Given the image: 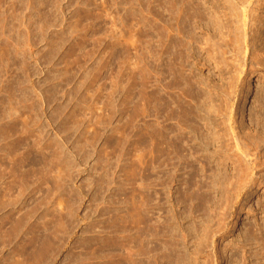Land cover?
Here are the masks:
<instances>
[{
	"label": "rangeland",
	"instance_id": "1",
	"mask_svg": "<svg viewBox=\"0 0 264 264\" xmlns=\"http://www.w3.org/2000/svg\"><path fill=\"white\" fill-rule=\"evenodd\" d=\"M163 1L0 0V264H164L162 251L171 240L178 242L171 248L178 247V255L190 253L179 259L188 262L172 264H264V27L256 39L259 60H251L252 47L245 60L243 53L237 58L245 63L244 74L226 73L225 64L219 72L213 65L218 60L211 73L203 72L229 87V111L236 113L224 125V142L233 150L215 157L193 144L189 168L163 166L166 175L157 168L151 180L149 126L171 116L167 109L151 119L149 106L150 13L159 31L156 48L168 37ZM170 39L179 38L171 33ZM226 57L229 62L235 53ZM159 74L153 75L155 89L173 94L161 90V84L171 87L172 78ZM167 123L177 128L175 121ZM231 125L241 144L248 143L240 151L231 142ZM257 139L262 144L255 147ZM202 164H208L205 170ZM188 183L196 190L189 191ZM151 199L156 226H167L173 239L148 236ZM254 236L261 241H246Z\"/></svg>",
	"mask_w": 264,
	"mask_h": 264
},
{
	"label": "bare ground",
	"instance_id": "2",
	"mask_svg": "<svg viewBox=\"0 0 264 264\" xmlns=\"http://www.w3.org/2000/svg\"><path fill=\"white\" fill-rule=\"evenodd\" d=\"M254 2H255L254 0H206L203 3L202 0H164L163 1L164 12L168 14V20H166L164 22L165 23L164 29H165L168 37H165V38H167L166 40H164V38L162 37V39H160L161 44L156 48L154 47L155 45H153V42H154L155 38L158 36L159 31H157L156 28L153 27L154 25H152V24H154L153 20L155 18V15L153 13H150V16H151L150 18L152 19L150 22V27H151L150 29L151 30H150V35H149L151 43L149 45L150 49H148L149 50L148 51L149 52V58H150L149 59L150 60V69H149V71H150V83H149L150 84V91H149L150 92V96H149L150 117H151V119H153V117H155L157 112L164 113L167 109L171 110V116H168L167 119H165L163 122H161L160 124L156 122L155 123L156 125H155L153 123L154 122L153 121L152 124H150V126H149V131H148L149 133H148V138L146 141H147V144L149 146V147L147 146L149 148L148 149V151H149L148 157L149 158H147L149 160V162L148 161L147 162L149 164L148 169L150 171L149 177L151 178V180L153 179V171L157 168L160 169V172L162 173V175H166V174H164V172L167 171V170H165V168H167L168 166H171V168L176 167L177 170H178V168H183L182 170H184L185 168H189V166H191V165H190V161H189L188 156H189V154H191L190 151L194 150L195 144H197V146L199 145L204 150V152L205 151H207V152L211 151V153H214L213 155L215 157H216V155H219L221 152H223L224 149L229 150L228 148H230V147H228V145H226V143H228V141L225 138L226 133L224 132V130H226V129L224 128V125L226 124V122H229V121H230L229 123H233L234 119H235L234 118L235 113H236V112L234 113L233 111H229L230 107H233V106H231V103H230V101H231L230 100V96H231L230 94L231 93H229V87L227 85H225V83H224V85L227 86V88H225V89L223 87H221L222 83L220 85H218L219 84L218 82H217L218 84H215L214 80H212L213 77H211V76L206 77L205 75H203V72L205 69H208L209 72L211 73V71H212L211 70L212 60L213 61L218 60V62L213 63V65L215 64V67L217 68V70H219V72H222V69L224 68L223 66L226 65L225 68L227 70L229 69L228 72L226 70V73L229 74L230 71L232 73L234 70L236 72L244 74V72H245V65L244 64L245 63L240 64V62H238L239 59L237 60V58H239L243 53L244 58H242V60H245L248 52H250L251 47L254 50H253V52L252 51L250 52L249 56L253 55V57H252V59H251V57H249V58L252 61H254V59L257 61L259 60V59H257V57L259 55L255 53L257 51V49H256V45H257L256 41L257 40L256 39H257V35H259L260 28L264 27V21H263L264 17H261L262 15L259 16L258 12H260V11L264 12V10H263L264 3H262V2H264V0L261 1L262 4H260L259 1L258 2L256 1L257 3H254ZM254 4H256V6H254ZM257 4H260V5H257ZM247 23L249 25L251 24V28H250V26L248 27ZM249 29L253 34L249 31ZM248 31L252 34V39L254 41L252 43V45H250L252 40H250V41L248 40ZM171 33H176V36L179 39L178 40L170 39ZM249 42H250V44H249ZM230 52L235 53L236 59L234 57H233V59H235V60H233L231 58L233 60V62H235L233 64H230L229 62L232 60L230 59L228 62V57H226L229 55ZM204 53L206 54V57L203 56ZM232 56H233V54H232ZM240 59H241V57H240ZM237 62H238V64H236ZM254 62H253V65H254ZM223 64H225V65H223ZM260 64L262 65L261 60H260ZM257 65H259V64H257ZM220 66H222L223 68H221ZM255 67H256V65H255ZM157 69L160 72L159 75L163 76L165 73L170 78H172L171 87H168L167 85L164 86L161 84V90H164L163 87H167L174 92L173 94H171L169 96H164L163 94H161L160 90L157 91L155 89V87H154L155 81L153 80V75L157 74ZM258 69H259V67H258ZM223 72H225V71H223ZM208 73L207 74L205 73V74L208 75ZM239 73H237V74L239 75ZM233 75H235V72ZM240 77H241V74H240ZM215 78H217V77H215ZM221 78L224 79L223 77H221ZM235 78H236V76L232 79H235ZM235 80H238V79H235ZM234 82H233V84H234ZM238 82H240V81H238ZM229 86H232V88H233L232 84H230ZM238 86L237 87L234 86L237 89L236 92L239 91L238 88H240V87H238ZM219 87H220V89H219ZM200 90H203V92ZM212 96L220 98V101L222 104L220 102H218L219 105H216L215 104L216 100H214L215 98H213ZM232 97H233V94H232ZM231 99H233V98H231ZM260 107L262 108V110H264V96H263L262 104ZM224 111H225V113H224ZM228 115L230 116L229 118L227 117ZM161 118H163V115ZM213 120L215 121V126L212 127L214 129V131H212L210 128V123H211L210 121H212L214 123ZM169 121H175L177 128H175L173 126H168L167 122H169ZM157 125H159V126H157ZM230 128L232 130V134L230 133V137L232 135V137H231L232 141L231 142H232V144H233V142H234V144L236 143V146L238 148L237 150L240 151V149L244 145H246L247 142H245V144H244V141H245L244 140L242 143L244 145L242 146L241 141L243 140V138H241L242 140L240 139V137H239L240 135L238 136V134L236 133L235 127H233V125H231ZM215 130H217V131L215 132ZM249 138H251V137H249ZM224 139L226 140V143L224 142ZM258 139L256 140L257 142H254L256 144L255 147L260 146V144H262V143H259L260 140L258 141ZM251 140H253V139H251ZM263 140L261 142L264 143ZM211 144L215 146L214 152L212 151L213 148L211 150V147H212ZM247 145H248V143H247ZM236 146H235V148H236ZM231 148L233 150V147H231ZM231 148L229 151H232ZM196 150L199 152L200 149H198V147H197ZM245 150L247 152V149H245ZM255 151H257V150H255ZM198 152H196V153L198 154ZM204 152H203V154H204ZM207 152L205 154H207ZM224 152H226V151H224ZM196 153H195V155H197ZM247 153H246V158L247 157L249 158ZM191 156H194L193 152H192ZM205 156L211 157L210 154L205 155ZM222 156H224V155H222ZM238 157H240V156L238 155ZM241 157H242V154H241ZM211 159H212V157H211ZM222 159H224V158H222ZM227 159H230L229 156L227 157ZM240 159L241 158H238V161H239L238 163L242 162L244 158L242 160H240ZM209 161L210 160H208L207 162H209ZM225 161H222V164H224L223 162H225ZM203 162H206V161H203ZM232 162H234V161H232ZM205 164L204 165L202 164L203 165L202 170L208 166V164L206 166H205ZM217 164H218V162H217ZM235 164H236V162H235ZM242 164L240 163V165H242ZM221 165L219 167L217 166L218 169L220 167H223V165L222 166ZM240 165H239V167H240ZM163 166H167V167L164 168ZM225 168H222L223 171ZM171 170H173V169H171ZM225 171H227V170L225 169ZM178 172H179V170H178ZM178 172H176V174ZM220 172H222V171H220ZM223 173H224V176H226L227 172H223ZM223 173H222V177H223ZM164 177H167V176H164ZM172 177H174V176H172ZM192 177H193V174H192ZM224 178L227 179V176L223 177L222 179H224ZM194 179H196V178H194ZM168 180H166V182ZM163 181L161 182L162 186H163V183H165V180H163ZM191 181H189V182H191ZM203 181H204V179H203ZM240 181H242V180H240ZM168 182H170V181H168ZM194 182H191V183H194ZM196 182H198V181H196ZM170 183H173V182H170ZM195 184H197V183H195ZM210 184H208V185H210ZM187 185H189V183L186 184V186ZM190 186L192 187V184ZM193 186H196V185L193 184ZM201 186H203V184ZM201 186L199 185L197 187L202 188ZM189 187H188V189L190 191L191 188H189ZM219 188H220V186H219ZM185 189H186V195L192 194V193L190 194V192H187V188H185ZM192 189H193V187H192ZM193 190H196V189H193ZM197 192H199V191H197ZM196 194H194V195L192 194V196L195 197ZM182 196H184V195H182ZM194 197L190 196L189 198L193 199ZM187 198H186V201H187ZM191 199H189V200H191ZM201 199H202V197H201ZM193 200H195V199H193ZM197 200H198V198H196V201ZM199 200H200V196H199ZM153 201H154L153 199L150 200L149 209H148L149 211H147V213L149 212V214H148L149 215L148 216L149 233L147 232L148 236L152 239L153 238L155 239V237L160 236L161 238H163V240L168 239V238H166L168 236H170L172 238L171 235L173 233H172V231L168 232L166 230L167 226L166 227L164 226L166 229L162 226L161 227L156 226V223L154 222L155 221L154 220L155 219V213H154L155 206L152 204ZM202 202L206 203V201H202ZM207 202H208V204L210 203L209 201H207ZM157 205H159V204H157ZM203 205L207 206L205 204H203ZM138 206H137V208H138ZM204 206H203V208H204ZM139 208H140V206H139ZM210 208H209V211H210ZM143 209H141V210H143ZM135 219L138 220V217ZM144 220H147V219H144ZM174 222H176V221H174ZM139 224H140V222L137 225L140 226ZM144 224H145V221H144ZM134 225H136V224L134 223ZM138 226H137V228H138ZM177 229H180V228L177 227L176 230ZM218 229H220V228H218ZM186 230L187 229H185V231ZM166 231L168 233H172V234L168 235V233ZM180 231H182V230H180ZM252 232H254V231H252ZM138 234H139V232L136 233V237H135L136 241L135 242L140 241L139 240L140 236L138 237ZM256 234H257V231H256ZM177 235H178V233H177ZM177 235H173V236H177ZM186 235H187V233H186ZM261 235H263L262 232H261ZM199 236H200V234H199ZM257 237L254 236L251 238H246L247 239L246 241H250V242L252 241L254 243L260 242L261 238L258 239ZM187 238H190V237H187ZM177 239H178V237H177ZM175 241H177V240H175ZM255 241H257V242H255ZM167 242L165 243L166 245L175 244V246H176L178 244V242H177V244H176V242L171 243L172 240H171V242H168L169 244ZM246 244H248V243H246ZM172 245H171V248H172ZM211 245H212V243H211ZM241 247L242 246L240 245L239 248H241ZM171 248H167V246H165L164 250L166 251V249H167L168 253L165 251H162L163 252V254H162L163 256L161 257L162 263L165 264L167 261L168 262L170 261L169 264L170 263L172 264L173 262H176V261H178V263H179V261H180L179 259L181 258L180 255H182V253L186 251V250L182 251V253H181L179 250L178 252L181 254L178 255L176 249L178 250L179 248L177 247L174 251L171 250ZM184 248L188 249L189 246L184 247ZM184 248H183V250H184ZM150 249H151L150 250L151 252H149V253L152 254V256L150 255V258L151 259L154 258V260H156L155 259L156 254H154V252H156V248L152 247ZM186 252H188V251H186ZM194 252H195V250H194ZM185 256H187V255H185ZM189 256H190V253H189ZM191 257H193V252H192ZM253 257H255V256H253ZM182 260H183V258H182ZM184 261H186V260H184ZM184 261H180V262L184 263ZM186 262H188V258H187ZM189 263H190V261H189ZM189 263H186V264H189Z\"/></svg>",
	"mask_w": 264,
	"mask_h": 264
}]
</instances>
